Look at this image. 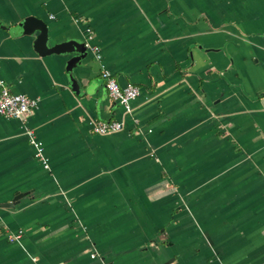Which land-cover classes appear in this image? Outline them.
<instances>
[{"label":"crops","instance_id":"obj_1","mask_svg":"<svg viewBox=\"0 0 264 264\" xmlns=\"http://www.w3.org/2000/svg\"><path fill=\"white\" fill-rule=\"evenodd\" d=\"M29 15L90 42L78 90ZM103 68L140 88L131 113ZM0 78L39 101L0 115V202L27 193L0 206V264L264 263V0H0Z\"/></svg>","mask_w":264,"mask_h":264},{"label":"built area","instance_id":"obj_2","mask_svg":"<svg viewBox=\"0 0 264 264\" xmlns=\"http://www.w3.org/2000/svg\"><path fill=\"white\" fill-rule=\"evenodd\" d=\"M89 33L90 40L93 32L89 30ZM86 45L89 48L90 42L87 41ZM101 76L105 81V85L111 99L122 105L126 112L131 113L133 110L132 101L139 95L140 88L133 83L121 86L118 83L116 76L108 68L102 69ZM38 104L39 101L36 98L23 93L12 92L5 80L0 78V115L24 119L37 108ZM91 125L92 131L99 134L114 133L123 128V122L118 120L92 121ZM26 133L35 148L36 156L43 162L46 168H49V162L44 154L42 142L35 137L32 129L28 128ZM22 232V230H19L18 232L10 233L8 235L9 240H19L22 236Z\"/></svg>","mask_w":264,"mask_h":264},{"label":"water","instance_id":"obj_3","mask_svg":"<svg viewBox=\"0 0 264 264\" xmlns=\"http://www.w3.org/2000/svg\"><path fill=\"white\" fill-rule=\"evenodd\" d=\"M21 34L34 36V48L40 55H48L52 53H70V57L67 63V73L71 78V85L73 89L78 90L79 83L74 77V69L81 63V61L88 55V47L86 42L78 41L76 39H69L61 42L51 44L52 32L48 23L40 17L35 15H29L25 17L19 23ZM27 193H18L9 202H0V206L4 207H15L22 196Z\"/></svg>","mask_w":264,"mask_h":264}]
</instances>
